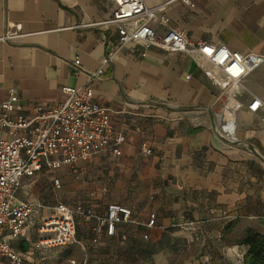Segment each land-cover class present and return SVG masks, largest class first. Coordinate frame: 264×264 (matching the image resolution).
<instances>
[{
	"label": "crops",
	"instance_id": "obj_1",
	"mask_svg": "<svg viewBox=\"0 0 264 264\" xmlns=\"http://www.w3.org/2000/svg\"><path fill=\"white\" fill-rule=\"evenodd\" d=\"M112 11L109 0H0V102L9 89L25 113L62 102L61 89L80 87L115 49L116 26L89 25L109 20ZM164 13L167 28L182 30L193 43L264 56V0L172 1ZM150 26L156 33L167 29L157 19ZM8 32L18 36L3 39ZM74 59L79 69L73 68ZM199 65L206 63L194 55L133 43L122 47L91 82L94 101L108 109L113 129L124 135L119 154L82 161L75 170L23 177L15 201L41 207L26 229L35 230L39 240V226L51 209L72 198L95 215L105 214L108 204L126 207L146 232L151 228L140 225L153 216L154 234L175 230L202 244L221 242L233 256L247 233L264 236V116L247 110L253 97L264 102V65L243 81L236 114L239 145L210 129L221 120L224 96ZM119 227L99 243L114 240ZM26 229L17 237L20 246L9 241L16 252L28 246ZM92 240L89 226L76 230V243Z\"/></svg>",
	"mask_w": 264,
	"mask_h": 264
},
{
	"label": "built area",
	"instance_id": "obj_2",
	"mask_svg": "<svg viewBox=\"0 0 264 264\" xmlns=\"http://www.w3.org/2000/svg\"><path fill=\"white\" fill-rule=\"evenodd\" d=\"M109 1L113 7L111 18L101 24L89 25L116 26L115 49L107 53L96 72L87 74L84 84L77 88L63 87L61 92L65 99L62 102L53 106L38 105L28 113L24 112L14 89H9L7 98L0 102V134L6 135V138H0V264H22L23 255L14 251L9 241L22 234L41 208L30 201H15L23 177L61 167L75 170L82 161L103 154H119L124 135L113 129L108 109L94 101L91 82L102 74L122 47L141 44L145 48L194 55L206 63V66L199 65L201 72L224 96L218 110L221 120L212 124L210 129L226 143L240 144L236 136L238 98L243 81L264 65V56L241 54L223 45L193 43L182 30L167 28L166 6L172 1L190 5V0H171L157 7H147L144 0ZM155 19L167 28L165 32L156 33L151 28ZM17 36V32H8L3 39ZM144 56L142 53L141 57ZM72 66L79 69V60L74 59ZM247 110L261 112L264 116V102L253 97ZM145 153L150 151L146 149ZM52 184L55 189L60 188L58 179H53ZM51 210L50 218L39 226L38 233L42 237L33 243L34 249L49 250L76 244L77 216L81 217L84 226L90 227L93 244L113 237L119 226L139 224L130 209L114 203L107 205L103 215L84 211L81 205L70 207L62 203ZM140 226L152 228L154 217ZM142 239L147 240L148 235H143Z\"/></svg>",
	"mask_w": 264,
	"mask_h": 264
},
{
	"label": "rangeland",
	"instance_id": "obj_3",
	"mask_svg": "<svg viewBox=\"0 0 264 264\" xmlns=\"http://www.w3.org/2000/svg\"><path fill=\"white\" fill-rule=\"evenodd\" d=\"M69 201L67 205L74 207V199ZM47 216L49 213L44 210V218ZM75 224L78 231L86 227L80 216L76 217ZM151 229L146 232L135 225H123L119 227L114 240L95 245L80 241L81 243L71 246L49 250L32 248L31 244L38 241V235L35 230L26 229L28 246L24 252L17 251L23 254L22 264H244L246 248L242 244L237 247L239 253L233 256L223 250L221 242L213 244L205 241L202 244L192 237L177 235L174 229L159 235L154 234ZM144 234L148 235L147 240L142 239ZM15 239L14 242L19 246L23 243L21 239ZM223 258L229 259V262L218 261Z\"/></svg>",
	"mask_w": 264,
	"mask_h": 264
},
{
	"label": "trees",
	"instance_id": "obj_4",
	"mask_svg": "<svg viewBox=\"0 0 264 264\" xmlns=\"http://www.w3.org/2000/svg\"><path fill=\"white\" fill-rule=\"evenodd\" d=\"M242 245L246 248L244 264H264V236L249 232Z\"/></svg>",
	"mask_w": 264,
	"mask_h": 264
}]
</instances>
